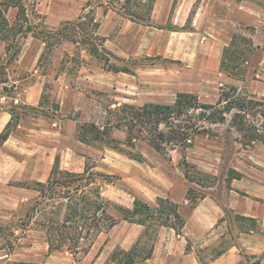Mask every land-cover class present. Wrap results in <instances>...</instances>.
I'll return each mask as SVG.
<instances>
[{
  "label": "rangeland",
  "instance_id": "obj_1",
  "mask_svg": "<svg viewBox=\"0 0 264 264\" xmlns=\"http://www.w3.org/2000/svg\"><path fill=\"white\" fill-rule=\"evenodd\" d=\"M26 3L32 32L18 39L17 48L12 46L16 50L12 58L10 53L4 55L8 43L0 41V78L5 76L2 72H7V85L16 86L8 92L0 89V111L20 105L13 111L18 118L17 127L6 141H0V229L19 224V207L33 195L19 184L31 186L34 181H45L56 167L81 171L88 158L95 165L94 170L116 176L104 185L103 195L113 203L110 212L118 223L122 221L118 206L131 208L134 197L153 204L157 196L167 197L165 192L180 206L182 216H188L189 202L181 198L189 185L212 198L221 210L217 224L198 240L192 238L188 250L182 236L165 235L154 256L135 264H193L185 256L189 251L206 261L217 250L238 245L239 232H244L249 222L229 206L232 195L234 198L237 195L230 191L232 179L227 169L231 167L246 178L253 175L264 181V145L241 146L234 141L232 131H225L226 126L218 127V137L197 138L185 154L202 172L203 175L193 176L196 182L203 180L202 187L184 178L178 166L180 154L176 151H170L169 155L159 153L145 142H138L136 150L143 159L134 160L111 148L79 141L77 125L83 121L100 122L109 105L170 103L178 91L194 93L200 101L214 103L221 88L234 86L242 93L264 99V0H26ZM15 14V8L5 11L9 21ZM83 14L99 22L97 33L105 38L110 62L129 68V72L105 69L99 59L88 54L85 46L77 48L67 41L60 42L47 60L37 65L44 46L40 40L44 27L56 28ZM128 14L147 18L133 19ZM234 33L246 38L247 45L250 42L239 76L227 75L219 67L222 49ZM33 84L37 86L34 94L27 95L26 90ZM201 210L210 208L203 206ZM120 225L101 233L86 252L74 255L68 251L48 254L40 231L30 228L22 234L18 229L15 234L19 238L12 252L1 256L4 258L0 264H114L112 254L122 248L119 237L132 236L136 228L126 222L123 227ZM192 229L194 225L184 230L192 236ZM4 232L0 230V234ZM185 232L182 231L184 237ZM254 235L264 238V225H258ZM211 238L214 241L205 243ZM158 239L155 236L154 244ZM239 253L240 259L235 264H252L256 259H263L264 264V251L254 256L245 249Z\"/></svg>",
  "mask_w": 264,
  "mask_h": 264
},
{
  "label": "trees",
  "instance_id": "obj_2",
  "mask_svg": "<svg viewBox=\"0 0 264 264\" xmlns=\"http://www.w3.org/2000/svg\"><path fill=\"white\" fill-rule=\"evenodd\" d=\"M8 8L16 9L12 21L5 15ZM28 9L26 0H0V41L8 43L4 55L10 53L9 58L16 53L12 46L17 48L15 43L18 39L32 32L27 21ZM128 15L133 19L147 18ZM98 27L99 22L87 14L79 15L75 21L60 23L56 28L45 26L40 35L44 46L37 65H42L60 42L67 41L77 48L85 46L88 54L99 59L105 69L129 72V68L110 62L107 56L109 52L104 46L105 38L97 33ZM249 43L247 45L246 38L234 33L222 49L220 70L230 76L241 75L243 62L250 50ZM2 73L5 76L0 78V89L8 92L15 86H8L7 72ZM41 103L39 101V105ZM19 106L14 104L13 108L6 109L10 118L0 132V141H5L17 127L19 122L13 111ZM219 126H226L227 132L232 131L234 141L241 146L258 143L264 145V99H256L231 86L221 88L214 103L200 101L194 93L178 91L170 103L145 102L135 105L125 102L113 107L109 105L105 107L100 122H79L77 137L85 144L108 147L138 161L143 159L142 154L136 150L138 142H145L159 153L169 155L170 151H176L180 154L178 166L184 178L189 183L195 182L204 187L201 182L203 180H194V174H203L187 160L185 152L199 137L220 136ZM94 166L87 158L81 171L56 167L50 171L45 181H34L31 186L19 184V187L30 189L33 195L19 207V224L10 229H0L5 231L0 234V257H6L12 252L19 238L15 234L18 229L22 234L30 228L40 231L47 244L48 254L68 251L74 255L86 252L101 233L113 227L118 218L111 214L113 203L103 195V188L116 176L94 170ZM227 173L229 179H239L242 176L241 172L231 167L227 169ZM185 197L193 208L204 197V193L194 191L189 185ZM118 209L123 220L140 224L143 230L129 249L113 252L114 264H134L151 258L158 229L169 227L180 234L185 224L178 211V204L168 197L157 196L153 204L134 197L131 208L118 206ZM240 217L249 222L244 232L255 226L253 218ZM189 247L190 241L186 238V249ZM224 250L225 248L217 250L214 256L220 255ZM258 263L259 260L256 259L252 264Z\"/></svg>",
  "mask_w": 264,
  "mask_h": 264
},
{
  "label": "crops",
  "instance_id": "obj_3",
  "mask_svg": "<svg viewBox=\"0 0 264 264\" xmlns=\"http://www.w3.org/2000/svg\"><path fill=\"white\" fill-rule=\"evenodd\" d=\"M36 87L37 86L35 84L31 85L28 88V90H26L27 95L30 93L34 94L35 92L34 89H36ZM37 99L38 97L36 98V100ZM9 118H10V114L6 110L0 111V132L5 126V124L7 123V121L9 120ZM253 179H256V180H253ZM231 186H232V189L230 191L233 192L235 195H237V198H234L232 195V200L229 202V206H231L234 209V211L238 213L239 215L253 218L255 220V226L248 232H243V231L239 232L240 235L238 236V245L231 244L220 255L210 256V258L207 259L206 261H204L205 258L197 259V255L194 252L189 251L187 254H185V256L189 260L193 261V264H235L240 259V253H239L240 249H245L247 252L251 253L252 256H254L255 254L263 253L264 251V246H263L264 238L263 237L261 238L259 236L257 237L256 235H254V230H256L257 226L264 225V181L261 180V178H259L258 176L251 175L247 178L245 176H241V178L239 179L233 178L231 180ZM185 192L186 190L183 192V195L181 198V199H184V201L186 200ZM165 194L167 197L168 196L170 197V193L165 192ZM184 203L186 204L187 202H184ZM203 206H208L210 210L202 211L201 209ZM179 207H178V211L180 215L182 216L179 210ZM220 217H221V210L219 209L218 205L215 204L212 198L204 196L202 199H200L197 202L195 207L190 209V214L188 216L183 217L185 220V224H184V227L182 228V231L185 232L184 229H186L188 225L190 226L192 225V228L194 225L195 229H192L193 235L189 236L188 234H186L188 232H185L187 236L184 237V235H182V231L180 234H176L172 228H169V227L161 228L160 227L156 234V236H158L159 239H158L157 244H154L152 256L156 254L158 243L165 235L175 236V237L182 236L185 242H186V238L190 242L192 238H195V237L198 240V238L201 237L206 232V230H209L211 227L217 224V220ZM121 220H122L121 222L119 223L117 222L109 230H113L114 228L118 227L120 224L122 225L123 222H126L127 224H130V225H136L135 233L132 236H130L131 234H128V235H122L119 237L118 242L120 246L122 247L121 249L127 250L133 245V244L131 245L130 243H134L135 242L134 239L135 238L137 239L139 234L142 232L143 226L140 224L128 222L126 220H123L122 218ZM208 221H209V224H208ZM205 225H207V227H204ZM128 239L130 240L128 241ZM211 241H214V238L208 239L207 242L205 243H211ZM125 242L128 243L127 246L124 245ZM260 246H261V249H258L260 248ZM258 264H263V259L259 260Z\"/></svg>",
  "mask_w": 264,
  "mask_h": 264
}]
</instances>
